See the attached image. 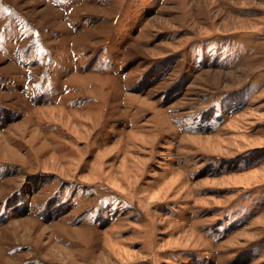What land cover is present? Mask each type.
Segmentation results:
<instances>
[{
    "label": "rangeland",
    "instance_id": "obj_1",
    "mask_svg": "<svg viewBox=\"0 0 264 264\" xmlns=\"http://www.w3.org/2000/svg\"><path fill=\"white\" fill-rule=\"evenodd\" d=\"M0 264H264V0H0Z\"/></svg>",
    "mask_w": 264,
    "mask_h": 264
},
{
    "label": "bare ground",
    "instance_id": "obj_2",
    "mask_svg": "<svg viewBox=\"0 0 264 264\" xmlns=\"http://www.w3.org/2000/svg\"><path fill=\"white\" fill-rule=\"evenodd\" d=\"M76 138H78V137H76ZM93 143V142H92ZM91 145H93V144H91ZM82 162H84V161H82ZM85 163V162H84ZM90 234H91V232H90Z\"/></svg>",
    "mask_w": 264,
    "mask_h": 264
}]
</instances>
